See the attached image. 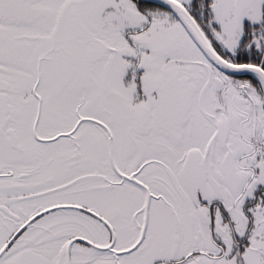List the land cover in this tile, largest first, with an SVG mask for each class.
Here are the masks:
<instances>
[{"label": "snow or ice", "instance_id": "6c2138e0", "mask_svg": "<svg viewBox=\"0 0 264 264\" xmlns=\"http://www.w3.org/2000/svg\"><path fill=\"white\" fill-rule=\"evenodd\" d=\"M0 264H264V0H0Z\"/></svg>", "mask_w": 264, "mask_h": 264}]
</instances>
